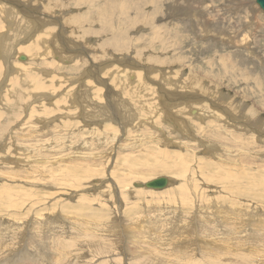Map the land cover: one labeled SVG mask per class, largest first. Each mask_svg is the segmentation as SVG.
<instances>
[{"label": "rangeland", "instance_id": "obj_1", "mask_svg": "<svg viewBox=\"0 0 264 264\" xmlns=\"http://www.w3.org/2000/svg\"><path fill=\"white\" fill-rule=\"evenodd\" d=\"M1 1L0 264H264L256 1Z\"/></svg>", "mask_w": 264, "mask_h": 264}, {"label": "bare ground", "instance_id": "obj_2", "mask_svg": "<svg viewBox=\"0 0 264 264\" xmlns=\"http://www.w3.org/2000/svg\"><path fill=\"white\" fill-rule=\"evenodd\" d=\"M0 1H1V0H0ZM1 2H2V1H1ZM176 2H177V1H176ZM2 4H3V3H1V5H2ZM175 4H176V3H175ZM109 5H110V4H109V1H107V2H106V5L104 6V8L108 7ZM139 5H140V4H139ZM174 6H175V5H174ZM205 7L207 8V6H205ZM2 8H4V7H2ZM6 8H7V7H6ZM208 8H209V7H208ZM233 8H234V7H233ZM169 9H170V8H169ZM173 9H174V8H173ZM235 9H236V8H235ZM5 10H6V9H5ZM109 10H110V9H109ZM167 11H168V10H167ZM167 11H166V12H167ZM217 11H218V10H217ZM103 12H104V11H103ZM157 12H158V10H157ZM159 12H160V11H159ZM235 12H236V11H235ZM2 13H3V12H2ZM2 13H1V14H2ZM6 13H9V12H6ZM107 13H108V12H107ZM107 13H106V11H105V14H104V15H107ZM236 13H237V12H236ZM123 15H124V14H123ZM253 15H254V14H253ZM199 16H200V15H199ZM0 17H1V16H0ZM105 18H106V17H105ZM28 19H29V18H28ZM30 19H32V18L30 17ZM30 19H29V20H30ZM32 20H33V19H32ZM37 20H38V18H37ZM205 20H206V19H205ZM33 21H34V20H33ZM33 21H32V22H33ZM41 21H42V20H41ZM256 21H257V20H256ZM34 22H35V21H34ZM105 22H106V21H105ZM8 23H11V22H8ZM12 23H13V22H12ZM255 23H256V22H255ZM41 24H42V23H41ZM43 24H44V23H43ZM0 25H1V24H0ZM0 28H1V26H0ZM251 28H252V27H251ZM255 30H256V29H255ZM236 38H239V36L237 35ZM38 39H40V36H38V37L35 38L34 40H38ZM38 42H40V41H35V42H33V43L31 44L32 46H31V48H30L31 51H29V54H30V53L33 54V55H31V56H33L34 58H35V57H38V58H39V57L41 56V54H42V53H40V50H38V49H40L39 46H37V43H38ZM47 42H48V41H46L45 44H46ZM247 42H248V41H247ZM40 45H41V42H40ZM7 49H8V47H7ZM47 49H48V48H47ZM27 51H28V50H27ZM4 52H6V51H4ZM18 52H19V51H18ZM53 52H55V51H53ZM6 53H7V52H6ZM4 54H5V53H4ZM49 54H50V53H49ZM7 55H8V54H7ZM23 55H24V54H23ZM25 56H27V55H25ZM29 57H30V56H29ZM71 59H72V58H71ZM57 63H58V62H57ZM50 64L52 65L51 67H53V66L56 64V61H55V63H51V62H50ZM74 64H75V63H74ZM76 64H78V63H76ZM132 65H133V64H132ZM133 68H134V67H133ZM103 69H104V68H103ZM25 71H26V70H25ZM110 71H112V70H110ZM22 73H23V72H22ZM24 75H25V74H24ZM91 75L93 76L92 73H91ZM30 76L32 77V73H30ZM128 77H129V76H128ZM138 80H139V79H138ZM137 82H138V81H137ZM171 83H172V82H171ZM95 87H96V86H95ZM89 89H90V88H89ZM87 91H88V90H87ZM98 91H99L100 93L102 92L101 89L98 90ZM100 95H101V94H100ZM208 109H209L208 106H207V107H204V111H206V110H208ZM158 111H159V110H158ZM176 111H177V110H176ZM226 112H227V111H226ZM197 113H198V112H197ZM201 113H202V112H201ZM222 113H223V111H222ZM105 115H106V114H105ZM200 115H201V114H200ZM200 115H199V116H200ZM202 115H203V114H202ZM215 115H216V113H215ZM219 118H220V117H219ZM222 118H223V117H222ZM222 118H221V119H222ZM98 119H99V118H98ZM98 119H97V120H98ZM101 119H102V118H101ZM106 119H107V118H106ZM141 120H142V119H141ZM223 120H224V119H223ZM88 121H89V120H88ZM101 121H102V120H101ZM148 121H149V120H148ZM91 124H93V123H91ZM109 124H110V123H109ZM227 124H228V123H227ZM105 127H106V126H105ZM105 129H106V128H105ZM105 129H104V130H105ZM215 129H216V128H215ZM93 131H94V130H93ZM228 135H229V134H228ZM228 138H229V137H228ZM229 139L231 140V138H229ZM250 145H251V144H250ZM228 148H229V146H228ZM119 159H120V158H119ZM146 182H147V181H146ZM250 183H251V182H250ZM250 183H249V184H250ZM238 186H239V184H238ZM158 189H159V188H158ZM239 189H243V188H239ZM230 190H231V189H230ZM233 190L235 191V189H233ZM236 190H238V189H236ZM247 190H248V189H247ZM201 192H202V191H201ZM201 192H200V193H201ZM239 192H240V191H238L237 194H238ZM241 192H243V191L241 190ZM245 192H246V191H245ZM227 193H228V192H227ZM234 193H235V192H234ZM243 193H244V192H243ZM247 193H248V192H247ZM247 193H246V194H247ZM250 193L252 194V192H250ZM241 194H242V193H241ZM200 195H201V194H200ZM252 196H253V195H252ZM215 197H216V196H215ZM231 197H232V196H231ZM246 197H247V196H246ZM209 198H210V197H209ZM220 198H221V196H220ZM225 198H226V197H225ZM242 198H243V197H242ZM199 199H200V198H199ZM201 199H202V198H201ZM221 199H222V198H221ZM253 199H254V198H253ZM214 200H215V199H214ZM222 200H223V199H222ZM227 200H228V199H227ZM229 201H231V200H229ZM233 201H234V200H233ZM221 202H222V201H221ZM224 202H225V201H224ZM237 203H238V202H237ZM192 204H193V203H192ZM253 204H254V203H253ZM172 205H173V204H172ZM221 205H225V204H221ZM227 205H229V204H227ZM239 205H240V201H239ZM242 205H243V204H242ZM229 206H230V205H229ZM229 206H228V208H229ZM233 206L235 207V205H233ZM221 207H223V206H221ZM248 207H249V206H248ZM190 208H192V207H190ZM223 208H224V207H223ZM223 208H221V209H223ZM225 208H226V207H225ZM239 208L241 209V208H243V207H239ZM229 209H230V208H229ZM193 210H194V209H193ZM223 210H224V209H223ZM223 210H222V211H223ZM230 210H231V209H230ZM236 211H237V209H236ZM250 211H251V210H250ZM171 212H172V211H171ZM230 212H231V211H230ZM230 212H229V213H230ZM186 213H188V212H186ZM224 213H225V212H224ZM224 213H223V214H224ZM182 214H183V213H182ZM191 214H192V213H191ZM224 215H225V214H224ZM224 215H222V216H224ZM231 215H232V213H231ZM244 215H246V214H244ZM244 215H241V216H243V218H244ZM186 216H187V215H186ZM226 216L229 217L228 214H227ZM246 216H247V215H246ZM255 216H256V215H255ZM175 217H176V216H175ZM180 217H181V216H180ZM197 217H198V216H197ZM238 217H239V216H238ZM259 217L261 218V216H259ZM262 217H263V216H262ZM178 218H179V217H178ZM178 218H176V219H178ZM225 218H226V217H223V219H222V218H221V219L224 220ZM230 218H231V217H230ZM243 218H242V219H243ZM226 219H228V218H226ZM245 219H246V218H245ZM178 220H179V219H178ZM228 220H229V219H228ZM230 220H232V218H231ZM230 220H229V221H230ZM191 221H192V220H191ZM219 221H220V220H219ZM226 221H227V220H226ZM226 221H225L224 224H226ZM235 221H237V220H235ZM248 221H251V220H248ZM254 221H255V220H254ZM184 222H185V221H184ZM261 222H262V218H261ZM181 223H182V221H181ZM220 223H221V222H220ZM227 223H228V224L225 225L226 227L229 226V222H227ZM131 224H132V223H131ZM179 224H180V222H179ZM193 224H194V223H193ZM241 224H243V223H241ZM241 224H240V225L238 224L240 227H238V226L235 224L239 229H238V228H234V229H236V231H237V229H238V230L242 229V228H241ZM245 224H246V223H245ZM247 224H248V222H247ZM250 224H251V223H250ZM132 225H133V224H132ZM151 225H152V224H151ZM161 225H162V224H161ZM164 225H165V224H164ZM164 225H162V226H164ZM208 225H209V224H208ZM227 225H228V226H227ZM230 225H231V224H230ZM69 226H70V225H69ZM149 226H150V225H149ZM149 226H148V227H149ZM157 226H158V225H156V227H157ZM159 226H160V225H159ZM175 226H176V225H175ZM191 226H192V225H191ZM191 226H190V227H191ZM215 226H216V225H215ZM222 226H223V224H222ZM225 226H224V227H225ZM258 226H259V225H258ZM145 227H146V226H145ZM151 227H153V226H151ZM168 227H169V226H168ZM217 227H218V226H217ZM224 227H223V228H224ZM226 227H225V228H226ZM233 227H235V226L233 225V226H232V229H233ZM245 227H246V226H245ZM37 228H39V227H37ZM143 228H144V227H143ZM157 228H158V227H157ZM160 228H161V227H160ZM160 228H158V229H160ZM162 228H163V227H162ZM171 228H172V227H171ZM215 228H216V227H215ZM215 228H214V229H215ZM225 228H224V229H225ZM228 228H229V227H228ZM130 229H131V228H130ZM137 229H139V228L137 227ZM147 229H148V231H149V228H147ZM151 229H153V228H151ZM173 229H174V227H173ZM173 229H172V231H173ZM1 230H2V229H1ZM134 230H135V228H134ZM145 230H146V229H145ZM145 230L142 229L141 231H145ZM154 230H155V232H156V229H154ZM160 230H161V229H160ZM160 230H159V231H160ZM175 230H178V229L176 228ZM175 230H174V231H175ZM225 230H226V229H225ZM130 231H131V230H130ZM130 231H129V232H130ZM141 231H140V232H141ZM152 231H153V230H152ZM157 231H158V230H157ZM159 231H158L159 234L157 233L158 235H160V232H159ZM214 231H215V230H214ZM214 231H213V232H214ZM217 231H218V230H216V232H217ZM232 231H233L232 233L234 234V231H235V230H232ZM254 231H255V230H254ZM216 232H215V234H216ZM219 232L222 234L221 231H219ZM219 232H218V233H219ZM229 232H230V231H229V229H228V234H229ZM239 232H242V230H240ZM131 233H132V232H131ZM144 233H145V232H144ZM173 233H174V232H173ZM211 233H212V232H211ZM220 233H219V234H220ZM225 233H227V231H226ZM230 233H231V232H230ZM235 233H236V232H235ZM115 234H116V233H115ZM149 234H150V232H149ZM161 234H162V233H161ZM203 234H204V233H203ZM213 234H214V233H213ZM228 234H227V236H229V235L231 236V234H229V235H228ZM238 234H239V233H238ZM245 234H246V233H245ZM245 234H243V235H245ZM135 235H136V234H135ZM135 235H134V237H135ZM139 235H140V234H138V236H139ZM142 235L144 236V234H142ZM151 235H153V234H150V235H148V236H150V238H151V237H154V236H151ZM155 235H156V234H155ZM168 235H169V234H168ZM171 235H172V234H171ZM217 235H218V234H217ZM217 235H216V236H217ZM223 235H224V234H223ZM234 235H235V234H234ZM234 235H233V236H234ZM236 235H237V234H236ZM239 235H241V234H239ZM251 235H252V234H251ZM13 236L15 237V235H13ZM18 236H20V235H18ZM140 236H141V235H140ZM145 236H146V235H145ZM160 236H161V239L164 237V235H163V237H162V235H160ZM169 236H170V235H169ZM192 236H193V235H192ZM216 236L214 235L213 239H214ZM220 236H221V235H220ZM220 236L218 235V237H220ZM3 237H4V236H3ZM157 237H158V236H156V238H157ZM165 237H167V236H165ZM210 237H211V236H210ZM210 237H209V239H210ZM221 237H222V236H221ZM223 237H224V236H223ZM225 237H226V236H225ZM231 237H232V236H231ZM18 238H19V237H18ZM20 238H21V237H20ZM142 238H143V237L141 236L140 239H142ZM145 238H146V243H145V244H146V246L148 247L149 244L147 245V242H148V241H147V237H145ZM150 238H148V239L150 240ZM159 238H160V237H159ZM238 238H239V237H238V235H237V240H241L240 238H239V239H238ZM244 238H245V237H244ZM28 239H29V238H28ZM138 239H139V238H138ZM140 239H139V241H140ZM151 239H152V238H151ZM153 239H155V238H153ZM173 239H174V238H173ZM245 239H246V238H245ZM7 240H8V239H7ZM9 240H10V238H9ZM43 240H44V239H43ZM157 240H159V239L157 238ZM157 240H155V242H156ZM171 240H172V238H171ZM171 240H170V242H171ZM179 240H180V239H179ZM211 240H212V238H211ZM237 240H236V243H237ZM2 241H3V243H4L5 240L2 239ZM11 241H12V240H11ZM13 241H15V239H13ZM28 241H29V240H28ZM135 241H136V242H139V241H137L136 239H135ZM144 241H145V240H144ZM152 241H153V240H152ZM159 241H162V242H163V240H159ZM159 241H158V242H159ZM5 242H6V241H5ZM8 242H9V241H8ZM140 242H141V241H140ZM155 242L153 241V243H155ZM158 242H157V243H158ZM167 242H168V238H167ZM203 242H204V241H203ZM34 243H35V242H34ZM34 243H33V244H34ZM130 243H131V242H130ZM134 243H135V242H134ZM149 243H151V242H149ZM157 243H156V244H157ZM200 243H202V242H200ZM204 243H205V242H204ZM207 243H208V242H207ZM5 244H6V243H5ZM9 244H10V242H9ZM44 244H45V243H44ZM132 244H133V243H132ZM135 244H136V243H135ZM140 244H141V243H140ZM140 244H139V245H140ZM142 244H143V242H142ZM142 244H141V245H142ZM145 244H143V245L145 246ZM151 244H152V243H151ZM151 244H150V246H149L150 249H152V247H153ZM162 244H163V243H162ZM165 244H166V242H165ZM167 244H168V243H167ZM170 244H171V243H169V246H170ZM184 244H185V243H184ZM184 244H183V245H184ZM205 244H206V243H205ZM208 244H210V243H208ZM224 244H225V243H224ZM224 244H223V246H224ZM1 245H2V244H1ZM12 245H13V244H12ZM15 245H16V244H15ZM34 245H38V244L35 243ZM137 245H138V243H137ZM139 245H138V246H139ZM158 245H159V244H158ZM172 245H173V244H172ZM201 245H203V244H201ZM221 245H222V243H221ZM225 245H227V244H225ZM2 246H3V245H2ZM2 246H1V247H2ZM4 246H5V245H4ZM4 246H3V247H4ZM31 246H33V245H31ZM31 246H30V247H31ZM38 246H39V245H38ZM151 246H152V247H151ZM164 246H165V245H164ZM174 246H175V245H174ZM210 246L213 247V244L210 245ZM216 246H217V245L215 244V247H216ZM219 246H220V245H219ZM219 246H218V247H219ZM227 246H229V245H227ZM12 247H13V246H12ZM33 247H35V246H33ZM33 247H32V249H33ZM46 247H47V246H46ZM140 247H141V246H140ZM154 247H155V246H154ZM159 247H160V245H159ZM161 247H163V246H161ZM165 247H166V246H165ZM175 247H176V246H175ZM202 247H203V246H202ZM207 247H209V246H207ZM225 247H226V246H225ZM225 247H224V248H225ZM250 247H251V246H250ZM14 248H15V246H14ZM51 248H52V246H51ZM156 248H157V247H156ZM167 248H168V245H167ZM167 248H166V250H167ZM171 248H172V247H171ZM171 248H169V249H171ZM178 248H179V246H178ZM209 248H210V247H209ZM213 248H214V247H213ZM251 248H252V247H251ZM257 248H258V247H257ZM257 248H256V249H257ZM263 248H264V247H263ZM5 249H6V248H5ZM5 249H4V250H5ZM11 249H12V248H11ZM137 249H138V247H137ZM141 249H142V247H141ZM145 249H146V248H145ZM150 249L148 248V250H150ZM159 249H161V248H159ZM169 249H168V250H169ZM174 249H175V248H174ZM205 249H206V248H205ZM1 250H2V249H1ZM43 250H44V249H43ZM43 250H42V251H43ZM46 250H47V249H45L44 251H46ZM48 250H49V249H48ZM132 250H136V249H132ZM139 250H140V249H139ZM139 250H138V251H139ZM143 250H144V248H143ZM143 250H142V252H145V251L148 252L147 249L144 250V251H143ZM161 250H162V249H161ZM163 250H164V249H163ZM207 250H209V249H207ZM219 250H221V249H219ZM219 250H217V251H219ZM249 250H250V249H249ZM252 250H253V249H252ZM25 251H26V250H25ZM138 251H137V252H138ZM202 251H204V250L202 249ZM209 251H210V250H209ZM223 251H224V249H223ZM253 251H254V250H253ZM253 251H249V253H250V252L252 253ZM256 251L259 252V248H258V250H256ZM256 251H255V252H256ZM3 252H4V251H3ZM26 252H28V251H26ZM26 252H25V253H26ZM134 252H135V251H134ZM137 252H136V253H137ZM142 252H141V253H142ZM160 252H161V251H160ZM165 252H169V251H165ZM170 252H171V251H170ZM204 252H207V251H204ZM220 252L222 253V250H221ZM224 252H225V251H224ZM258 252H257L256 254H258ZM5 253H6V250H5ZM5 253H2V255L5 254ZM7 253H8V252H7ZM38 253H39V252H38ZM141 253L139 252V254H141ZM149 253H151V252H149ZM249 253H248V254H249ZM39 254H41V253H39ZM42 254H43V253H42ZM44 254H45V253H44ZM144 254H145V253H144ZM176 254H177V253H176ZM189 254H190V253H189ZM204 254H205V253H204ZM210 254H212V253H210ZM210 254H209V252H208V255H203L204 260L206 259L205 256L208 257V258H207L208 260H209V257H210V260H212L213 257H212V259H211V256H212V255H210ZM235 254H236V253H234V255H235ZM259 254H261V252H260ZM5 255H7V254H5ZM29 255H30V254H29ZM31 255H32V254H31ZM91 255H92V254H91ZM148 255H149V254H148ZM167 255H168V254H167ZM218 255H219V254H218ZM218 255H217V256H218ZM221 255L223 256L224 254H221ZM250 255H251V254H250ZM252 255H253V254H252ZM252 255H251V256H252ZM32 256H33V255H32ZM34 256H35V254H34ZM38 256H39V255H38ZM38 256H37V260H38ZM42 256H44V255H42ZM150 256H151V259H152V257H153L154 255H153V254H150ZM160 256H161V255H160ZM163 256H164V255H163ZM173 256H176V258H177V255H174V254H173ZM241 256H243V255H241ZM244 256H245V255H244ZM248 256H249V255H248ZM248 256H247V257H248ZM253 256H254V255H253ZM257 256H258V255H257ZM8 257H9V256H8ZM11 257H12V256H11ZM20 257H21V256H20ZM26 257H28V256L26 255ZM35 257H36V256H35ZM40 257H41V255H40ZM138 257H139V256H138ZM218 257H219V256H218ZM225 257H227V256L225 255ZM235 257H239V256H235ZM255 257H256V256H255ZM2 258H3V257H2ZM4 258H5V257H4ZM4 258H3V259H4ZM6 258H7V256H6ZM32 258H33V257H32ZM41 258H42V257H41ZM45 258H46V257H45ZM45 258H44V259H45ZM63 258H64V257H63ZM136 258H137V257H136ZM156 258H158V257H156ZM164 258H165V257H163V260H164V262H165L166 260H165ZM179 258H181V257H179ZM219 258H220V257H219ZM245 258H246V256H245ZM17 259H18V258H17ZM33 259H34V258H33ZM151 259H150V260H151ZM153 259H154V257H153ZM153 259H152V260H153ZM168 259H170V258H168ZM168 259H167V260H168ZM207 259H206V260H207ZM216 259H217V258H216ZM216 259H215V260H216ZM253 259L255 260V259H257V258H253ZM4 260H5V259H4ZM6 260H7V259H6ZM9 260H10V259H9ZM12 260L14 261L15 259L12 258ZM12 260H11V261H12ZM28 260H30V257L28 258ZM42 260H43V259H41V261H42ZM63 260H64V259H63ZM185 260H186V259H185ZM190 260H191V259H190ZM206 260H205V261H206ZM210 260H209V263H210ZM213 260H214V259H213ZM219 260H220V259H219ZM243 260H244V259H243ZM245 260H246V259H245ZM245 260H244V261H245ZM250 260H251V258H250L248 261L251 262ZM262 260H263V259H262ZM11 261H10V262H11ZM17 261H18V260H17ZM33 261H34V260H33ZM41 261H39V262H41ZM148 261H149V259H148ZM153 261H154V260H153ZM153 261H152V263H153ZM186 261H187V263H188L189 260H186ZM221 261H222V260H221ZM230 261H231V259H230ZM230 261H228V259L226 260V262H230ZM4 262H5V261H4ZM10 262H9V263H10ZM15 262H16V260H15ZM19 262H20V260H19ZM31 262H32V261H31ZM31 262H30V263H31ZM34 262H35V261H34ZM154 262H155V261H154ZM181 262H182V261H181ZM189 262H190V261H189ZM224 262H225V261H224ZM232 262H233V261H232ZM246 262H247V260H246ZM262 262H263V261H262ZM16 263H17V262H16ZM16 263H15V264H16ZM155 263H156V262H155ZM162 263H163V262H162ZM167 263H168V261H166L164 264H167ZM170 263H171V262H170ZM170 263H168V264H170ZM187 263H186V264H187ZM211 263H212V261H211ZM211 263H210V264H211ZM4 264H6V263H4ZM13 264H14V263H13ZM18 264H19V263H18ZM73 264H74V263H73ZM157 264H158V263H157ZM160 264H161V263H160ZM180 264H181V263H180ZM182 264H183V263H182ZM193 264H194V263H193ZM204 264H205V263H204Z\"/></svg>", "mask_w": 264, "mask_h": 264}, {"label": "water", "instance_id": "obj_3", "mask_svg": "<svg viewBox=\"0 0 264 264\" xmlns=\"http://www.w3.org/2000/svg\"><path fill=\"white\" fill-rule=\"evenodd\" d=\"M259 7L264 11V0H255ZM21 60H26V56H20ZM169 179L167 177H158L146 182L145 186L150 188H164L168 185Z\"/></svg>", "mask_w": 264, "mask_h": 264}]
</instances>
